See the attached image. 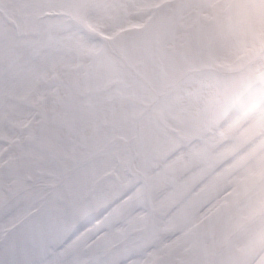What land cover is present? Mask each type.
I'll list each match as a JSON object with an SVG mask.
<instances>
[{
    "label": "rangeland",
    "instance_id": "374dc122",
    "mask_svg": "<svg viewBox=\"0 0 264 264\" xmlns=\"http://www.w3.org/2000/svg\"><path fill=\"white\" fill-rule=\"evenodd\" d=\"M19 1L0 0V174L16 178L10 184L0 181V185L4 183L0 187V245H4L0 264H103L101 261L110 251L102 244L89 254L79 255L69 262L65 260L84 245L91 233L60 252L54 251L56 243L63 232L82 217L103 208L110 198L140 182H144L151 193L172 186L168 203L174 201L194 181H199L210 166L226 156V150L219 142L201 148L197 153V147L191 152L184 151L163 164L168 153L196 136L211 132L221 115L263 89L264 0H176L174 3L166 0L154 13L158 23L151 31V19L146 26H137L134 30H129L132 23L129 19L143 23L151 12H145L144 8H150L159 0ZM31 4L35 7L30 11L23 8ZM87 5H90L89 11L84 12ZM73 6H76L75 14L85 16V24H82L85 29L98 31L100 28L99 35L111 43L110 48L106 46L102 53L104 48H98L99 44L90 46L83 28L65 25L62 29L52 30L57 22L59 24L57 18L48 15L36 20L37 14L40 16L53 9L64 13ZM89 16L92 19L87 24L86 17ZM36 23L42 34L38 38L32 37L30 46L15 37L22 30L23 34H28ZM145 34L148 36L143 37ZM116 42L127 52V66L118 54H112ZM49 49L52 51L50 57ZM167 55L172 56L175 65L182 70H191L162 100L157 99L158 96L174 81L173 77L163 75L169 64ZM130 62L147 76L153 92L137 81L129 69ZM36 64L39 70L35 73ZM52 72L57 77L52 86L58 92L38 106L40 111L36 112L44 115V121L38 119V114L33 121L27 112L36 107L33 102L47 86V76L50 77ZM43 76L46 86L43 85L39 93L38 87L34 86ZM115 81L116 85L119 81L129 87L125 85L116 93ZM110 83V94H103L101 90ZM16 88L19 91L16 92ZM215 102H220L219 106H213ZM146 104H153L152 109L139 117V111ZM133 105L136 108L132 109ZM252 114V111L246 113L237 125L242 127ZM23 122L31 124L30 127L22 130ZM107 124L112 131L106 132L104 126ZM236 126L224 137L238 145L243 139L251 138L249 135L264 130V118L246 134L245 130L236 133ZM36 134L40 142L53 140L56 136L62 140L48 142L54 150L45 155L44 160L52 161L60 155L76 162L90 159L92 162L79 168L72 177L62 166L48 168L56 173L44 174L45 180L52 182L49 184L51 190L36 186L42 179L38 176H34L35 184H26L25 178L30 175L17 174L16 170L30 172L35 167L28 166V160L22 159L24 154L20 147ZM66 141L72 145L68 147ZM261 141L258 149L264 156V133ZM82 142H93L98 149L88 151L81 159L71 147ZM115 152L119 154V163ZM30 163L43 164L39 158ZM254 166L261 171L253 179L250 169ZM189 167L199 171L191 180L185 178ZM234 168L241 169L246 190L240 189L239 195L229 203L222 202L224 209L215 217L214 223L201 228L199 240L195 237L199 264H210L209 256L213 251L203 248L200 243L207 242L212 229L222 221L221 242L214 248L229 243L218 264H253L260 257L261 264L264 262V161L258 164L248 160L234 164L232 171ZM132 170L137 175L132 174ZM111 172L115 185L110 183L112 178L108 174ZM64 174L69 175V181L63 185L59 176ZM206 191L207 200L212 201L218 198L214 193L222 189L219 186ZM85 198L88 200L84 202ZM141 199L127 202L122 206L124 209L115 212V219H123L137 201H143ZM200 204L201 201L189 213ZM164 209L165 206L159 210L157 219L165 213ZM188 215L186 212L180 220L177 217L171 220L170 230L189 223L186 221ZM151 232L135 234L131 231L129 244L117 247V254L122 255L131 244L149 245L153 240Z\"/></svg>",
    "mask_w": 264,
    "mask_h": 264
},
{
    "label": "bare ground",
    "instance_id": "6f19581e",
    "mask_svg": "<svg viewBox=\"0 0 264 264\" xmlns=\"http://www.w3.org/2000/svg\"><path fill=\"white\" fill-rule=\"evenodd\" d=\"M154 4V3H153ZM148 6V5H147ZM132 23H130V25H134V24H137V22H134V21H132V18H130L129 19ZM139 23V22H138ZM129 25V26H130ZM39 70V67H36V71H38ZM264 114V113H263ZM263 114H260V115H258V116H255L253 119V124L257 121V120H259L260 119V117H262L263 116ZM252 124V125H253ZM193 172V171H192ZM162 192H168V190L167 189H164ZM162 192H159V193H162ZM194 197H197V195H195ZM194 197H192V198H194ZM191 198V199H192ZM191 201V200H190ZM179 247H182V241L181 240H179V239H177L176 240V242H175V244H174V246L172 247V251L173 252H176V250L179 248Z\"/></svg>",
    "mask_w": 264,
    "mask_h": 264
}]
</instances>
